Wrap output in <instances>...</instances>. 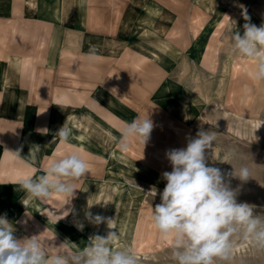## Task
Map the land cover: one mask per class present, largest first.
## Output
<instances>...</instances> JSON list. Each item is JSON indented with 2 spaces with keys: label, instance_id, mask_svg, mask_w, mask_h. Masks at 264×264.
<instances>
[{
  "label": "crops",
  "instance_id": "obj_1",
  "mask_svg": "<svg viewBox=\"0 0 264 264\" xmlns=\"http://www.w3.org/2000/svg\"><path fill=\"white\" fill-rule=\"evenodd\" d=\"M137 1L145 0H0V216L18 239L40 235L55 252L65 241L82 250L90 237L116 232V244L136 255L171 244L160 238L148 204L123 223L114 215V188H127L121 170L166 182L162 173L172 170L166 152L186 148L192 137L168 89L124 65L134 49L130 18L145 11ZM148 116L153 130L145 145L133 141L127 152L119 150L124 126ZM64 125L70 135L61 143ZM71 152L89 163L74 203L25 199L17 181L44 174L51 160ZM88 213L104 219L96 224Z\"/></svg>",
  "mask_w": 264,
  "mask_h": 264
},
{
  "label": "rangeland",
  "instance_id": "obj_2",
  "mask_svg": "<svg viewBox=\"0 0 264 264\" xmlns=\"http://www.w3.org/2000/svg\"><path fill=\"white\" fill-rule=\"evenodd\" d=\"M135 4L145 11L130 18L134 49L124 58V65L150 84L168 89L171 107L191 126V139L201 129L216 132L213 147L206 150L209 166L223 173L238 171L242 164L250 169L249 180L230 177V186L239 189L237 202L254 205V215L264 220V81L251 78L253 61L232 52L235 31L243 35L246 22L264 23V0H145ZM245 11L249 21L244 19ZM229 150H235L238 157L227 163L224 157ZM120 176L127 185L114 188V215L120 223L140 204L155 208L161 202L166 182L126 167ZM116 243L114 250L123 248ZM137 259L139 264H176L170 244L150 254H137ZM217 264H264V250L237 239L231 261L218 260Z\"/></svg>",
  "mask_w": 264,
  "mask_h": 264
},
{
  "label": "clouds",
  "instance_id": "obj_3",
  "mask_svg": "<svg viewBox=\"0 0 264 264\" xmlns=\"http://www.w3.org/2000/svg\"><path fill=\"white\" fill-rule=\"evenodd\" d=\"M244 19L250 20L246 11ZM243 29V35L238 31L232 34V52L253 61L251 78L264 81V23L256 26L246 22ZM152 130L153 122L149 116L137 118L121 130L117 147L127 152L133 141L145 145ZM57 135L60 142L65 143L70 130L64 125ZM215 139L216 132L201 129L186 148L166 152L172 170L162 173L166 185L160 193L161 202L151 209V221L160 238L171 242L176 264L231 261L237 239L264 250V220L254 215V205L238 203L239 189L230 186V177L241 182L249 180L250 169L242 164L238 171L223 173L221 169L209 166L206 150L213 147ZM29 155L34 159L31 150ZM237 157L235 150H229L224 161L228 163ZM88 172L87 160L79 153L71 152L51 160L44 174L35 178L25 176L17 183L26 193L25 199L31 197L43 201L53 196L62 197L64 208L71 204L77 190L76 182ZM25 199L22 200L24 205ZM72 211V208L65 210L62 218ZM87 216L96 224L104 219L99 215L93 218L90 213ZM77 227L83 230V224ZM13 233V225L6 215L0 216V264H139L132 248L114 250L111 247L116 232H109L107 237H90L89 246L82 250H70L69 245L71 249H76L77 245L65 241L54 247L55 252H50L52 246L42 243L40 235L18 239Z\"/></svg>",
  "mask_w": 264,
  "mask_h": 264
}]
</instances>
